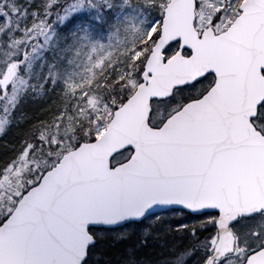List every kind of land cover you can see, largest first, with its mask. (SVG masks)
<instances>
[{
	"label": "snow or ice",
	"instance_id": "6c2138e0",
	"mask_svg": "<svg viewBox=\"0 0 264 264\" xmlns=\"http://www.w3.org/2000/svg\"><path fill=\"white\" fill-rule=\"evenodd\" d=\"M0 264H264V0H0Z\"/></svg>",
	"mask_w": 264,
	"mask_h": 264
}]
</instances>
